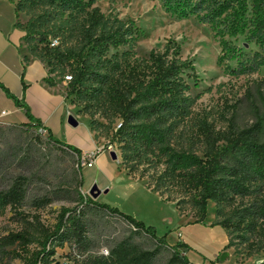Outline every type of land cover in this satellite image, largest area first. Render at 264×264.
<instances>
[{
	"label": "rangeland",
	"instance_id": "obj_1",
	"mask_svg": "<svg viewBox=\"0 0 264 264\" xmlns=\"http://www.w3.org/2000/svg\"><path fill=\"white\" fill-rule=\"evenodd\" d=\"M35 1L36 4L26 0L11 2L20 10L17 28L23 35L21 49L25 61H38L47 68L48 82L51 85L54 82L59 84L62 109L69 112L63 122L57 121L54 135L61 142L74 147L90 146L93 138L96 147L89 152H95L96 156L106 154L99 158L97 166L83 170L82 194L90 197V190L96 186L102 193L99 197L101 204L118 208L146 226L154 227L159 237L168 235L169 247L178 235L181 219L190 220L192 224L205 221L213 222V226L226 225L230 239L228 246L215 259L203 264H264V180L252 176L251 179L256 180L249 185V193L244 195L233 194V190L228 189V197H223L220 202H208L204 214L199 193L190 185L180 186L182 176L173 178L171 183L167 182L169 178L164 176L167 166L162 158L149 157L140 161L141 164L131 163L130 166L135 167L131 177L125 170L128 152L117 142L110 144L121 121L117 119L111 124L99 114H85L87 102H83V99H87L85 92L90 90L89 85L83 88L84 95L79 98L69 96L71 88L66 77L73 75L78 67V56L88 54L92 47H85L88 44L86 30L89 28L87 14L77 10L65 13L60 1L53 7L45 0ZM84 1L92 4L87 11L99 9L110 27L120 26L129 33V44L104 52L103 62L114 64L118 61L124 65V70L129 64L147 63L151 53L155 52L166 54L169 58L176 57L189 67L183 78L186 90L176 99H183L184 118L172 140L177 148L182 149L184 156L188 155L185 152H189L186 162H191L193 158L205 159L204 153L210 149L211 144L204 142V138H197L199 128L207 127L214 137L229 139L255 129L259 132V143L264 144V49L247 31L245 35H235L233 21L236 13L229 6L230 0H207L206 10L196 17L181 16L182 11L178 9H175L176 13L173 12V7L166 0ZM190 3L193 4L191 0ZM211 19L215 21L208 22ZM174 43L179 47L177 50L173 48ZM60 55H69L73 59L60 66L57 59ZM103 71L102 74L108 73ZM70 117L77 120L78 127L69 125ZM12 126L19 128L14 132L6 130ZM0 132L8 136L10 143L9 150L4 149L3 153L0 189L9 187L19 175H34L37 177L35 193L44 195L59 186V177L64 172L77 169L76 157L72 158L67 151L50 145L46 134L41 135L39 131L21 124L3 123H0ZM108 145H113L112 151L107 149ZM12 147H30L34 160L26 165L11 155ZM222 147L224 149L227 144L220 141L215 148ZM111 153L117 155L116 161L112 160ZM228 156L234 165H240L243 161L238 154ZM185 174L189 176L191 171ZM130 177L133 181L129 180ZM222 181L234 187L239 185V180ZM155 189L160 190L159 193ZM72 207L66 202H53L41 210L26 206L15 212L8 208L0 213V239L24 229L34 232L31 225L34 217H38L46 229L53 231L62 209ZM133 231L128 223L115 217L109 228L110 238L90 252L108 256L116 244L129 238L140 252L156 248L150 238L142 234L132 235ZM34 233L37 241H42L40 233ZM185 234L190 242L197 240L198 244L206 238L202 226L193 227ZM29 249L31 252L40 250L39 242ZM48 249L55 251L58 264L66 263L72 257L71 253H78L68 244H49ZM210 249L212 251L214 247ZM170 258L171 252L163 249L152 264H168ZM3 264L25 262L9 259Z\"/></svg>",
	"mask_w": 264,
	"mask_h": 264
},
{
	"label": "trees",
	"instance_id": "obj_2",
	"mask_svg": "<svg viewBox=\"0 0 264 264\" xmlns=\"http://www.w3.org/2000/svg\"><path fill=\"white\" fill-rule=\"evenodd\" d=\"M26 1H33L31 4H36L35 0ZM45 1L52 7L60 1L65 13L77 10L87 14L89 28L86 30L88 44L85 47L88 48L89 45L92 47L88 54L78 56L79 65L71 75L73 81L69 85L71 88L69 96L76 95L79 98L80 95H84L83 88L89 85L90 90L85 92L87 99H83V102H87L85 114H99L111 124L117 119L121 121L110 144L117 142L128 152V156L125 157V170H128L130 176L133 175L135 168L130 166L131 163L141 164L140 161L149 157L162 158L167 166L164 175L169 178L167 182L171 183L173 178L182 176L180 186L190 185L199 193L204 214L208 202H220L223 197L224 199L228 197V189L233 190V194L244 195L249 193V185L256 180L251 179L252 176L255 175L254 178H258L257 180H264V144L259 143V132L255 129L229 139L214 137L213 132L207 127L199 128L197 138H204V142L211 146L209 151L204 153L205 159L193 158L191 162H186L189 152H185L188 155L184 156L182 149L174 145L172 140L176 136L175 130L180 127L184 118L183 99H176L186 90L183 78L189 69L187 65L180 63L176 57L169 58L166 54L155 52L151 53L147 63L129 64L124 70L122 69L124 65L118 61L107 64L106 61H102L105 57L104 52L111 48L127 46L128 30H122L120 26L115 25L110 27L99 9L87 11L92 8V4L84 0ZM166 1L173 7V12L178 9L182 11L181 16L185 17L200 15L206 10L204 7L207 3V0H191L193 4L190 0ZM229 6L236 13L233 21L235 35H245L249 32L264 49V0H230ZM18 8L15 6L17 17L20 11ZM214 21L211 19L208 22ZM173 48L177 50L179 47L174 43ZM89 54H92L91 58ZM97 57L100 58L94 61ZM57 59L58 64L64 66L71 62L73 57L60 55ZM103 70L108 73L102 74ZM23 87L26 90L27 87L25 85ZM0 89L15 102L17 108L23 110L27 119V123L21 124L23 127L27 126L39 132L44 130L50 145L67 151L72 154L70 155L72 158L77 159V169L70 173L64 172L59 177V186L44 195L40 192L35 193L37 177L34 175H19L9 187L0 189V213L8 208L18 212L26 206L41 210L53 202H66L74 206L62 209L53 231L46 229L38 217L33 218L31 225L34 232L40 233L42 241H37L35 233L26 229L0 239V264L9 259H21L25 264H58L55 251L48 249L49 244L55 243L60 246L68 244L72 250L78 251V257L71 253L72 257L64 264H152L163 249L171 252L168 264H191L187 257L191 248L187 244L177 243L169 247L167 237H158L154 227H146L143 222L124 214L118 208L101 204L83 195L84 169L79 166L82 151L56 139L51 131L33 116L25 98L15 97L1 82ZM18 128L12 126L6 130L14 132ZM40 134L44 135L43 132ZM7 137L0 132V167L5 156L4 149L9 150L10 143ZM220 141L227 144V147L215 148ZM11 149V155L26 165L35 158L30 147ZM231 154H238V157L243 159L240 165L232 164L233 160L227 158ZM188 171H191L189 176L185 174ZM222 180L229 182L239 180L237 184L240 187L239 185L234 187L231 183L226 184ZM155 191L159 193L160 190ZM115 217L121 218L132 227L134 230L132 235L142 234L154 241L156 248L153 251L140 252L132 245V238H129L116 244L108 256L91 253L92 248L110 238L109 228ZM221 226L227 230L226 225ZM37 242L41 249L31 252L29 247Z\"/></svg>",
	"mask_w": 264,
	"mask_h": 264
},
{
	"label": "crops",
	"instance_id": "obj_3",
	"mask_svg": "<svg viewBox=\"0 0 264 264\" xmlns=\"http://www.w3.org/2000/svg\"><path fill=\"white\" fill-rule=\"evenodd\" d=\"M22 38L23 35L17 28L15 4L9 0H0V82L15 97L19 99L25 98L33 116L40 120L44 127L50 130L53 136L58 139L54 135V126L57 125V121L58 123L63 122L66 114L69 115L68 111L66 112L62 109L61 88L56 82L52 85L48 82L50 81L48 70L41 62L34 60L30 62L25 61V56L21 49ZM23 85L27 87L26 90H24ZM3 113H6V115L2 116ZM11 117L16 118L15 120H9ZM0 123L6 125L27 123L23 110L17 108L15 102L9 99L1 89ZM92 142L93 144L90 146L75 148L82 152L92 151L96 147L93 138ZM104 155L106 154L100 153L97 156L95 166L98 165L99 158ZM131 177L129 180L133 181ZM97 202H99V198ZM181 221V225L177 229L178 235L172 241V246L177 243L187 244L191 248V251L187 253V257L194 264H203L215 259L230 242L227 231L220 226H213V222L211 224L203 221L199 224H192L190 220L185 221L181 219ZM196 226H202L205 230L206 238L200 244H198L199 241L197 240L194 243L190 242L185 234L187 230ZM166 237L169 243L168 235ZM211 246L214 247L212 251H210Z\"/></svg>",
	"mask_w": 264,
	"mask_h": 264
},
{
	"label": "built area",
	"instance_id": "obj_4",
	"mask_svg": "<svg viewBox=\"0 0 264 264\" xmlns=\"http://www.w3.org/2000/svg\"><path fill=\"white\" fill-rule=\"evenodd\" d=\"M66 82H72L73 77L72 76H67L66 77ZM6 115V113H3L2 116ZM40 132H43L44 134L46 133L44 130H40ZM113 145H108L107 149L112 151L113 150ZM97 154L95 152H82L80 158H79V166L83 169H91L95 166L96 159H97Z\"/></svg>",
	"mask_w": 264,
	"mask_h": 264
},
{
	"label": "water",
	"instance_id": "obj_5",
	"mask_svg": "<svg viewBox=\"0 0 264 264\" xmlns=\"http://www.w3.org/2000/svg\"><path fill=\"white\" fill-rule=\"evenodd\" d=\"M69 125H71L72 127L76 128V127H78V122L73 117H70L69 118ZM111 158H112V160L116 161L117 160V155L115 153H111ZM89 194H90V197L93 200H97L101 196L102 193L96 186H94L90 190ZM223 260H225V257H223Z\"/></svg>",
	"mask_w": 264,
	"mask_h": 264
}]
</instances>
